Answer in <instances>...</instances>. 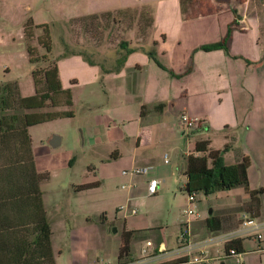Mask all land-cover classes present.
<instances>
[{
  "label": "crops",
  "instance_id": "0c3cea01",
  "mask_svg": "<svg viewBox=\"0 0 264 264\" xmlns=\"http://www.w3.org/2000/svg\"><path fill=\"white\" fill-rule=\"evenodd\" d=\"M251 2L253 0H246L244 5L252 4ZM255 3L256 9L252 14L237 11L240 17L238 28L242 33L240 31L233 33L229 52L224 50L205 52L200 48L220 42L226 37L228 27L235 20L233 13V10H237L235 7L231 9L233 15L228 13V8H222L195 18L194 20L197 21L211 22L212 27L217 23V30L215 29L213 37L209 36L205 41L196 40V42L190 39L186 44L180 43L172 55L176 58L173 59L174 62L171 60V63H168L167 50L164 49L165 52L161 54L158 51L156 57L159 62L174 75L181 77L170 75L169 71L160 67L148 55L141 61L133 63L128 58L120 73L110 74H103L98 66H92L82 56L74 55L67 58L85 62L83 64L90 66V71L85 75V80L75 79L71 83L74 86L69 89L64 85L58 62L62 87L72 92L73 105L75 88L86 86V88L94 87V90L98 89L99 85L102 88L101 93L105 100L100 107L105 113L94 115L92 122H86L89 141L93 146H97L102 165L115 160L117 163L125 161L127 168L131 170L137 167H153L147 176L143 175L144 178L139 184L135 182L136 178L131 180L135 185L126 187L129 188L128 196H120L126 201L125 204L131 206L132 201L147 194L150 179H158L161 184L159 177L165 180L174 176L170 163H161L164 152L169 151L176 156L182 152L186 161V157L194 152L198 140H210L211 149L214 150L222 151L228 147L224 153L226 165H233L248 158L250 189L264 188L263 182H259V178L264 177V22L260 18H255L256 11H264V0ZM132 7L130 5L123 9ZM108 12L111 11L105 10L102 13L82 17ZM2 15L3 8L0 9V17ZM224 15L227 18L221 20ZM34 25L44 24L34 23ZM21 37L25 39V35ZM9 47H12L9 39L0 35V56L3 55L4 49ZM192 55L193 59H188ZM28 59L30 62L29 54ZM191 60L193 65L191 72L182 76L184 66L189 65ZM32 67L34 68L33 65ZM97 67L98 72L94 71ZM10 82L17 81H1L0 85ZM111 84L114 85L113 92L108 88ZM21 95L28 97L24 96L22 91ZM160 104L165 105L163 111H158L156 108ZM183 113L199 119L200 126L194 130L181 126L179 121ZM218 139L221 141L218 142ZM50 141L60 144V139L58 141L56 137ZM187 142L188 144L185 145L184 143ZM31 152L35 172L50 174L49 179L41 182L39 187L34 172H29L27 175L24 166L19 169V157L22 156L24 163L25 148L23 146L20 149L18 140L16 142L8 139L0 153L9 162L15 157L18 162L17 170L0 171V264H13L15 261H18V264H49L48 259L51 256L55 264H104L105 260H109L108 258L112 259L110 256L112 252H115L113 254L115 259L119 258L123 246V233L127 231L143 232L139 242H152L145 234L150 229L134 228L131 226L134 223L131 218L135 216L125 213L119 224L122 237L118 243L110 248V245L106 244L107 239L103 238L99 244L87 226L90 220L85 219V207L93 203L91 195L88 193L85 195V192L90 193L94 189H100L102 181L88 183H99V186L87 190L80 187L88 184L80 186L70 182V190L73 192L74 189L76 192L77 205L69 206L67 198L60 194L59 187L54 186L52 189L54 194L47 190V185L52 181L53 176L45 170L44 161L38 160L42 149L33 145L32 137ZM100 173L103 177L116 174L110 167L101 168ZM130 176L135 177V175ZM253 177L256 178L255 183ZM37 188L40 194L36 192ZM217 194L226 197L225 201L210 210L209 217L202 219L201 215H198L184 222L185 226L189 225L193 241H202L213 235L208 226V219L211 216L221 219V227L224 230L221 232L232 231L239 226L240 216L245 213L244 209L250 201L245 188L238 187ZM110 198L104 203L107 204ZM118 213L121 214L119 210ZM261 214L258 219L264 221V196ZM44 220H47L52 231L50 246L43 243L40 234ZM183 229L184 227L182 231ZM218 245L220 244L215 247L209 244L201 250L216 256L224 250L223 244ZM159 248L167 250L164 244L156 250ZM196 252H199V249ZM129 257L133 259L132 261L143 259V256L138 257L135 254L133 248ZM171 260H174V257H168L165 263H162L163 260H149L143 264H173ZM221 264H264V240L260 242L254 237L246 238L238 259L232 257Z\"/></svg>",
  "mask_w": 264,
  "mask_h": 264
},
{
  "label": "rangeland",
  "instance_id": "374dc122",
  "mask_svg": "<svg viewBox=\"0 0 264 264\" xmlns=\"http://www.w3.org/2000/svg\"><path fill=\"white\" fill-rule=\"evenodd\" d=\"M254 1L260 2L261 0H253L251 2L253 5L249 3L244 5L246 0H198L195 9L200 13L228 8V13L233 15L231 9L235 7L237 11L249 15L256 9ZM180 4V0L0 1V9L3 8V15L0 17V23H2L0 26V33L2 34L0 35L8 38L10 46H12L4 49L3 55L0 56V82L17 81L24 96L35 94L32 79L33 67L28 59L27 47L31 46L40 57L46 55L47 52L40 43V40L45 38L42 28L32 29V39L27 38L24 33L25 26L33 21L35 24L42 23L50 26L53 50L52 54H47L45 57L59 60L64 85L69 89L74 86L71 83L75 79L85 80V75L90 71V66L83 64L85 62L62 57L69 51H82L95 61L107 64V67H113L116 64L115 53L120 50V43L129 39L132 42L131 47L138 49L129 57L131 63L141 61L147 55L150 58V52L156 55L158 51L161 54L165 50L168 54V63H171V60L174 62L173 59L176 58L172 55L180 43L182 45L186 44L190 39L205 41L209 36H214L218 27L217 23L212 27L211 22L184 18ZM130 5L133 6L132 8L150 11L153 17L152 27L147 29L148 23L145 19L140 20V22L135 21L132 18L133 16L130 15H123L122 24L121 22L114 24L113 16L102 18L82 17L102 13L105 10L123 9ZM259 12L256 11L255 18H260L264 22V11L259 10ZM120 18L118 15V21ZM225 18H227L226 15L220 19L224 20ZM136 22H139L140 25L138 26ZM208 29H211V31H205ZM232 31L233 33L235 31L242 33L238 25L234 26ZM23 35H25L26 41L21 37ZM179 37L181 39H178ZM192 57L193 55L188 59H193ZM40 66L42 64L39 63ZM192 66L191 60L189 65L184 66L182 76L191 72ZM98 70L97 67L94 71L98 72ZM93 88H86L85 86V88L74 89V105L66 108V110L74 112V117L32 127L30 135L33 145L42 149L38 160L44 161L45 170L53 176L52 181L47 185V190L54 194V190H52L54 186L59 187L60 194L62 197L67 198L69 206L74 205L75 207L77 205L76 192L74 189L73 192L70 190V182L81 186L82 184L102 181L100 189H94L90 193L85 192V195L88 193L93 199V203L85 207V219L90 220L87 226L98 243L101 244L103 238H106V244L113 248L122 237V229L119 224L125 213L121 212L119 214L118 209L124 206L126 201L120 196H128L129 188L126 187L130 185L134 187L133 185H135L131 180L136 178L135 182L139 184V181H142L144 177L143 175L130 176L131 169L127 168L128 165L125 164V161L117 163L113 160L106 163L107 165H102L99 150L96 149L97 146L91 144L86 131L87 121L92 122L94 115L105 113L100 107L105 100L101 93L102 88L100 85L98 89L93 90ZM108 88L113 92L114 85L111 84ZM89 104L92 106L90 107ZM62 110H65V108H62ZM86 118L88 119L86 120ZM55 137L60 139V144L56 147L52 146L50 141ZM220 141L218 139V142ZM184 144L186 145L188 142ZM166 153L167 155H165ZM183 154L181 152L176 156L169 151L164 152L161 163L166 161L165 156H167L170 163L168 164L172 167L174 176L165 180L162 179L163 177H159L161 184L157 195L149 196L145 194L132 201L131 206L138 210V216L131 218L134 221L131 226L140 230L150 229L145 234L152 241L153 249L164 244L167 250H176L182 227H185L184 222L191 218L185 213L189 209V194L186 190L187 177L183 174L186 167ZM105 167H110L116 174L111 177H103L100 169ZM255 179L253 177L254 183ZM260 181L264 184V177H260ZM58 194L59 191L57 190ZM107 198L110 199L106 204L104 201ZM224 198L226 197L221 194L208 196L202 192L197 193L194 206L196 213L201 215L202 219L209 217L210 210L223 203ZM150 231L151 233H149ZM141 235L142 233L135 236L139 237ZM146 242H139V240L133 242L132 248L138 257L142 256V248ZM212 246L216 247L217 245L213 244ZM218 246H221V244ZM108 250H110L109 247ZM114 253L112 252L110 255L112 259H108L117 262L118 259H115Z\"/></svg>",
  "mask_w": 264,
  "mask_h": 264
},
{
  "label": "trees",
  "instance_id": "16d2710c",
  "mask_svg": "<svg viewBox=\"0 0 264 264\" xmlns=\"http://www.w3.org/2000/svg\"><path fill=\"white\" fill-rule=\"evenodd\" d=\"M200 1V0H199ZM181 10L184 18L195 19L198 16L205 15L210 12L196 11L195 7L198 0H180ZM216 11V10H215ZM213 12V11H212ZM235 15L234 22L230 25L226 37L217 43L202 46L200 50L205 52H211L215 50H224L229 52V47L232 41V29L238 25L240 19L237 10H233ZM132 14V15H131ZM121 18L118 21L117 16ZM123 15L133 16V20L139 21L145 19L147 21V29L153 25V17L150 11L146 9H123L104 13L102 15H93L90 17H110L113 16V23H120L124 20ZM137 23L138 26L140 25ZM123 22H121L122 24ZM33 22L28 23L25 26V34L27 38H33L32 29L42 28L44 30L45 38L40 40L41 45L46 49V55L52 54V42H51V29L48 24L33 25ZM135 24V23H134ZM46 39V40H45ZM132 42L127 39L120 43L119 49L115 53L116 64L113 67H107V64L97 62L82 51H69L62 57L67 58L74 55H80L83 59L92 66H98L103 74L120 73L125 67L129 56L136 52L137 48H132ZM30 63L34 66L32 76L36 88V94L33 96L23 97L21 95L20 87L17 82H10L0 85V153L6 145L8 139L19 141L20 149L24 146L25 157L24 163L22 156L19 159V169L24 166L26 174L34 172L37 187L38 185L48 180L49 173L39 174L35 172L34 161L31 152V137L29 135V128L55 121L63 118L74 117V112L71 110H62V108H70L73 106V95L70 90H65L62 87L60 71L58 62L56 59H47V57L39 56L35 53L31 46L27 47ZM151 59L162 67L164 70L169 71L164 67L156 58V55L152 52L149 53ZM39 63L42 66L39 67ZM191 70V69H190ZM189 70V71H190ZM188 71V72H189ZM170 75L174 77H181L174 75L172 71H169ZM158 111H163L164 104H160L157 107ZM225 150L211 149L210 140H198L195 143V149L192 154L186 157V167L183 174L187 177L186 190L189 196L197 193H204L205 195H213L219 192H227L238 187H244L247 194L250 196V201L245 207V213L250 214L254 218H260L262 216V197L264 195V188L257 190H251L249 186V167L250 160L244 158L241 162L233 165H226L224 161ZM21 154V153H20ZM4 159L0 155V171L4 169H18L17 158L12 161ZM99 183L88 184L80 187V189H92L98 187ZM36 192L40 194L39 188ZM208 226L212 233H219L222 230L221 219L219 217L211 216L208 219ZM143 233V232H142ZM42 234L43 243L50 246V240L52 231L47 220L43 221V226L40 230ZM136 234H141L140 231H127L123 233V246L118 260L120 262H132L130 259L132 244L135 241L142 239V235L137 237ZM245 239L234 240L228 243L225 247L226 250L236 249L239 253L243 250V242ZM15 261L13 264H18ZM49 264H55L53 257L48 259Z\"/></svg>",
  "mask_w": 264,
  "mask_h": 264
},
{
  "label": "built area",
  "instance_id": "2783aa9c",
  "mask_svg": "<svg viewBox=\"0 0 264 264\" xmlns=\"http://www.w3.org/2000/svg\"><path fill=\"white\" fill-rule=\"evenodd\" d=\"M179 123L188 130H194L200 126L201 121L183 113L180 116ZM165 158V162L168 164L169 161L167 156H165ZM152 170L153 167L151 166L137 167L131 170L130 175H148ZM159 184L160 182L158 179H150L147 194L149 196L157 195L159 191ZM188 202L189 209L185 211L186 215L190 217L198 216L196 208H194L196 195L193 194L188 196ZM118 210L132 216L138 215V210L136 208H132L130 205L121 206ZM263 230L264 221L254 218L247 213L240 216L239 226L236 229L228 232L213 233L214 235H211V237L202 241H193L189 225H187L184 227L178 238V247L176 250L167 251L165 248H159L156 250L153 249L154 245L152 242H147L142 249V260L128 263L120 262L119 260H117V262L105 260L104 264H143V262H147L149 260H163L164 262L162 263H165V260H167L168 257H174V260H171L173 264H221V262H225L229 258L236 257L238 259L240 256V253L234 248L229 250L225 249L228 243L234 240L246 239L249 237H254L256 240L261 242L264 240ZM209 244H223L224 250L216 256L201 250L202 247ZM198 249L199 252H196Z\"/></svg>",
  "mask_w": 264,
  "mask_h": 264
},
{
  "label": "water",
  "instance_id": "95a60500",
  "mask_svg": "<svg viewBox=\"0 0 264 264\" xmlns=\"http://www.w3.org/2000/svg\"><path fill=\"white\" fill-rule=\"evenodd\" d=\"M56 139L59 141V137H56ZM51 144L52 146L56 147L59 143H57L56 141H53Z\"/></svg>",
  "mask_w": 264,
  "mask_h": 264
}]
</instances>
